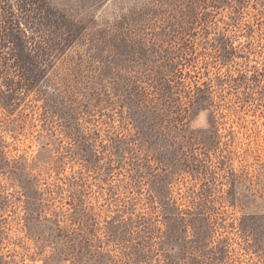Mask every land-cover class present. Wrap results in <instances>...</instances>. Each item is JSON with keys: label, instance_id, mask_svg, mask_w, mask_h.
Listing matches in <instances>:
<instances>
[{"label": "rangeland", "instance_id": "rangeland-1", "mask_svg": "<svg viewBox=\"0 0 264 264\" xmlns=\"http://www.w3.org/2000/svg\"><path fill=\"white\" fill-rule=\"evenodd\" d=\"M0 264H264V0H0Z\"/></svg>", "mask_w": 264, "mask_h": 264}, {"label": "trees", "instance_id": "trees-1", "mask_svg": "<svg viewBox=\"0 0 264 264\" xmlns=\"http://www.w3.org/2000/svg\"><path fill=\"white\" fill-rule=\"evenodd\" d=\"M72 37L65 38V42L69 43ZM25 49L28 46H24ZM106 71H113L111 68H105ZM155 67H149L147 70H150L149 73L145 74V78L147 79L146 82L150 85L155 87V91L160 95V101L165 103L167 106L170 107V102L176 100L177 98L174 96V87L169 83V78L166 77V69L163 68L161 71H153ZM175 69V68H174ZM177 69V68H176ZM176 74V72L173 70ZM111 73V72H110ZM157 75L159 76H156ZM113 74H116L115 72ZM118 75V74H117ZM120 77V76H118ZM133 79L128 77H122L120 79H114L112 84L114 85L113 88L115 92H119L120 97L123 96L124 102L130 108V114L135 111H140L142 109L146 110H155L156 105L152 102V99L149 97V91L147 88L142 86L139 82V78L134 75ZM173 106H171V110ZM58 227L59 224H58Z\"/></svg>", "mask_w": 264, "mask_h": 264}]
</instances>
